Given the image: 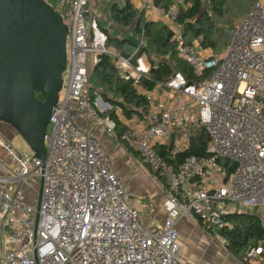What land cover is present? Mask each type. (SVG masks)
Here are the masks:
<instances>
[{
	"label": "built area",
	"instance_id": "built-area-1",
	"mask_svg": "<svg viewBox=\"0 0 264 264\" xmlns=\"http://www.w3.org/2000/svg\"><path fill=\"white\" fill-rule=\"evenodd\" d=\"M55 1L69 28L70 74L47 131L45 162L0 140L10 158L0 160V264H184L180 221L218 235L234 229L229 204L242 205L241 212L264 210V0L229 31L231 42L222 52L202 47L201 38L186 41L176 21L187 0H172L166 9L146 0L147 20L155 16L174 31L178 57L197 75L189 82L177 72L152 91L140 86L150 63L108 49L91 0ZM106 54L149 102L148 122L118 115L129 156L137 154L162 183L167 216L155 227L143 224L134 195L96 136L116 130L88 88L92 69ZM191 126L206 129L207 155L169 163L157 147ZM187 145H177L173 155ZM29 179L39 182L37 193L27 189ZM242 262L264 264V241L250 247Z\"/></svg>",
	"mask_w": 264,
	"mask_h": 264
},
{
	"label": "trees",
	"instance_id": "trees-1",
	"mask_svg": "<svg viewBox=\"0 0 264 264\" xmlns=\"http://www.w3.org/2000/svg\"><path fill=\"white\" fill-rule=\"evenodd\" d=\"M47 2L56 8L55 0ZM187 2V6L181 9L176 21V26L186 41L192 44L201 38L202 47L222 52L231 42V38L225 30L228 28L234 30L237 22L243 21L258 0H187ZM154 3L157 7L166 9L172 0H154ZM145 12L144 9L138 12L132 0H124L122 6L113 5L112 18L114 23L122 28L134 26L135 37L120 38L114 36L100 24L101 29L108 34V49L119 51L125 58H130L134 54L135 58H148L147 56L152 51L161 58L157 63L150 64L148 75L140 80V86L146 90H154L157 85L169 81L177 72L185 75L189 82L194 81L197 75L178 57L177 44L172 41L174 31L160 21L147 20ZM141 37L142 41H140ZM143 41L148 45H143ZM92 74H95V78L102 85L107 86L115 96L112 98L105 94L101 97L104 102L111 105V109L105 111L103 116H110L116 122L115 132L108 135L115 136L127 150H132L123 138L125 123L121 120L118 112L120 111L125 119L138 116L145 120L150 112L148 100L138 93L132 80H126L119 72L110 55H103L99 64L90 73L88 88L91 100L95 102L98 96L94 92V88L90 86ZM37 96L43 100L41 94ZM260 100L264 105V93ZM191 128H195L197 133L191 135L186 149L174 155L172 153L177 146L178 137L176 133L180 132L179 130L168 137H171L170 143L166 142L157 147L158 152L169 163L178 164L192 155L199 157L207 155L209 136L206 129L199 126H191L187 129ZM229 220L234 223V229L220 231L218 235L224 239L226 248L230 253L242 261L250 247L258 246L264 241V225L262 219L251 211L232 212L229 215Z\"/></svg>",
	"mask_w": 264,
	"mask_h": 264
},
{
	"label": "water",
	"instance_id": "water-1",
	"mask_svg": "<svg viewBox=\"0 0 264 264\" xmlns=\"http://www.w3.org/2000/svg\"><path fill=\"white\" fill-rule=\"evenodd\" d=\"M68 34L62 16L46 0H0V121L43 162L68 67ZM97 103L110 107L101 97Z\"/></svg>",
	"mask_w": 264,
	"mask_h": 264
},
{
	"label": "crops",
	"instance_id": "crops-1",
	"mask_svg": "<svg viewBox=\"0 0 264 264\" xmlns=\"http://www.w3.org/2000/svg\"><path fill=\"white\" fill-rule=\"evenodd\" d=\"M145 1L146 0H132V3L136 9H139L140 7L142 8ZM145 15L147 18V11ZM96 17L98 19L100 18L97 15ZM151 21L158 22L159 20L154 16L151 18ZM193 43L197 44L196 41ZM169 96L170 94L167 93L166 97L168 98ZM110 109L111 105L109 108L104 106L102 110L108 111ZM148 120L145 121L148 122ZM99 136L100 134H98L97 137L101 141L102 137ZM120 146L122 148L118 154L114 153L112 150L110 154L106 150L109 157L111 155L110 159L113 171L124 181L128 191L134 195L132 203L139 210L143 224L147 227H155L163 224L167 212L163 206L164 198L161 180L155 175V180H153L151 178L153 173L142 163L140 157L138 155L130 157L129 150L122 144H120ZM120 157L122 158L121 160L124 161L122 164L123 166L115 162ZM135 172L136 175L134 177L133 175ZM139 196H143L147 199L146 204L138 202ZM177 230L179 232V242L181 244L180 257L184 261V264H246L230 253L226 248L224 239L220 235L210 234L200 224L188 219H183L177 225Z\"/></svg>",
	"mask_w": 264,
	"mask_h": 264
},
{
	"label": "rangeland",
	"instance_id": "rangeland-1",
	"mask_svg": "<svg viewBox=\"0 0 264 264\" xmlns=\"http://www.w3.org/2000/svg\"><path fill=\"white\" fill-rule=\"evenodd\" d=\"M49 1V0H46ZM51 2V0H50ZM264 2V1H263ZM119 5L122 6L124 4V0H91V8L95 13V16L97 15L98 17H100L98 19V25L100 27V24L103 25V27H106L107 31L111 34H113L114 36H118V37H135L134 34V29L135 27L132 26L130 28H122L119 27L118 25H116L113 21L112 18V7L113 5ZM138 12H140L141 10H143L141 7L139 9H136ZM240 22H237L235 28L239 25ZM101 28V27H100ZM234 28V29H235ZM232 29H226L225 32L228 34V36L231 38L229 31H231ZM140 41H142V37L140 38ZM70 44V39H68V46ZM143 45H148L145 41H143L142 43ZM148 58H145L146 61L148 63H157L161 58L159 56H157L155 54L154 51H152V53L150 55L147 56ZM152 60V61H151ZM69 74H70V69H67L66 72L64 73V81L67 82L68 78H69ZM90 86L92 88H94V92L97 93V99L96 102H98V98L102 97L103 95H109L112 98H115V96L113 95V93H111V91L107 88V86L102 85L96 78H95V74H92L91 78H90ZM103 99V98H102ZM104 101V100H103ZM104 107V106H103ZM102 106H99V108L102 110L103 109ZM195 128H191V129H187L185 131H180L177 132V142L176 145H178L179 148H183L185 147L188 142L189 139L191 137V135H193L194 133H197V130H194ZM52 130V126H49L48 128V132H51ZM98 134H100L99 137H102V143L104 144V147L106 148V150L108 151V153L111 154V150L118 154V152L120 151V149L122 148L120 146V142L117 140V138L111 137L110 135L104 133V132H97V136ZM0 140L8 143L11 145L13 151L15 153H22V152H29L30 148L29 146L25 143V141L22 139V137L20 135H18L11 126H9L6 123H3L0 121ZM167 143L171 142V137L167 139L166 141ZM123 145V144H122ZM111 158V155H110ZM10 158L7 154V152L0 148V160H3L4 162L8 161ZM122 158H118L115 162L116 164L123 166V160H121ZM113 160V158H112ZM114 163V161H113ZM144 168V166H143ZM151 178L153 180H155V176L154 174L151 175ZM27 189L28 190H32L35 193H37L39 191V182H37V180L35 179H29L27 181ZM138 202H142V204H146L147 199L144 198L143 196H139L138 198ZM228 209L230 211L233 212H241V211H245V208L242 205H237V204H229ZM257 214L260 216V218L262 219L263 223H264V210L262 208H259L257 210ZM220 237V236H219ZM1 251H3V248L1 249Z\"/></svg>",
	"mask_w": 264,
	"mask_h": 264
}]
</instances>
